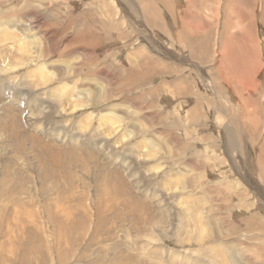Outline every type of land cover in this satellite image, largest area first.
Listing matches in <instances>:
<instances>
[{
  "label": "rangeland",
  "instance_id": "374dc122",
  "mask_svg": "<svg viewBox=\"0 0 264 264\" xmlns=\"http://www.w3.org/2000/svg\"><path fill=\"white\" fill-rule=\"evenodd\" d=\"M0 229L5 264H264V0H0Z\"/></svg>",
  "mask_w": 264,
  "mask_h": 264
},
{
  "label": "bare ground",
  "instance_id": "6f19581e",
  "mask_svg": "<svg viewBox=\"0 0 264 264\" xmlns=\"http://www.w3.org/2000/svg\"><path fill=\"white\" fill-rule=\"evenodd\" d=\"M160 1V0H159ZM163 1V0H162ZM165 2V1H164ZM168 4H169V2H168ZM240 12V11H239ZM149 14V13H148ZM158 14V13H157ZM152 16H154V15H152ZM174 16V15H173ZM172 16V17H173ZM156 17V16H155ZM152 18V17H151ZM243 18H244V21H246V20H248V16H243ZM243 18H242V16L241 15H239V19H240V22H242L243 21ZM154 19V18H153ZM242 19V20H241ZM155 21V20H154ZM158 21V20H157ZM169 22V21H168ZM174 22H175V20H174ZM240 24V23H239ZM241 26V25H240ZM238 27V26H237ZM242 27V26H241ZM245 28V27H244ZM30 37V36H29ZM245 42V41H244ZM106 118V117H105ZM47 149V148H46ZM49 149V148H48ZM48 152V151H47ZM49 153V152H48ZM104 193H107L105 190H104ZM15 211H17V210H15ZM64 211V210H63ZM62 211V212H63ZM18 212V211H17ZM64 212H66V210L64 211ZM19 213V212H18ZM55 216V215H54ZM57 216V215H56ZM56 216H55V221H57V218H56ZM32 217V216H31ZM61 218V217H60ZM59 226H57V228H60V227H66V223H64V221H62L61 222V220L59 219V224H58ZM34 231V230H33ZM3 231L0 229V238H2L3 236ZM60 235H61V233H60ZM7 236V237H6ZM5 240L7 239V241H10V245L12 246V245H14V239L10 236V234L9 233H7L5 236ZM26 238V237H25ZM63 237H61L60 236V238H58V234H57V240H56V242H57V244H56V248H57V251H58V257H59V262H61V263H64V260L65 259H68V255H67V253H68V251L66 252V253H64V252H61V250H60V252H59V248H60V246H61V239H62ZM12 239V240H11ZM61 240V241H60ZM38 243V245H40L41 246V244H40V241H37ZM0 243H5V241L3 242L1 239H0ZM6 244V243H5ZM3 247H4V245H3ZM3 247H2V245L0 244V252L1 253H3L4 252V250L5 249H3ZM5 248H6V245H5ZM10 249V248H9ZM8 249V250H9ZM12 249V248H11ZM16 249V246H15V248L14 249H12V250H15ZM13 252V251H12ZM12 252H10L9 254H11V256L13 257V256H15V255H13V253ZM38 251L35 249V248H31L30 249V254H31V256L32 257H34V255L36 254V255H38ZM6 255V254H5ZM0 255L1 257H0V260H1V262L3 263L4 262V264H5V260L8 258L7 256H9V255ZM67 256V257H66ZM12 257H10L9 256V258L8 259H11ZM119 258V257H118ZM12 260V259H11ZM120 260V259H119ZM67 261V260H66ZM121 261V260H120ZM8 262H10V261H8ZM12 263V261L10 262V264ZM31 263V259L29 258V257H26V254L24 255V259H23V263L22 264H30Z\"/></svg>",
  "mask_w": 264,
  "mask_h": 264
}]
</instances>
